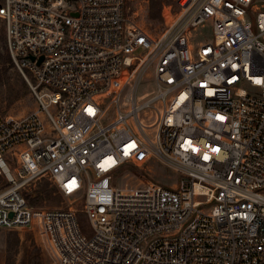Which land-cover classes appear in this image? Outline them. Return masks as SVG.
Instances as JSON below:
<instances>
[{
  "label": "built area",
  "instance_id": "built-area-1",
  "mask_svg": "<svg viewBox=\"0 0 264 264\" xmlns=\"http://www.w3.org/2000/svg\"><path fill=\"white\" fill-rule=\"evenodd\" d=\"M137 6L3 0L32 100L0 114V229L51 264H264V2L175 0L160 31ZM156 165L178 183L125 182Z\"/></svg>",
  "mask_w": 264,
  "mask_h": 264
},
{
  "label": "rangeland",
  "instance_id": "rangeland-1",
  "mask_svg": "<svg viewBox=\"0 0 264 264\" xmlns=\"http://www.w3.org/2000/svg\"><path fill=\"white\" fill-rule=\"evenodd\" d=\"M162 2L158 7L160 14L157 18H152V0H129V6H137L140 10L149 12V23L152 30L160 31L164 28L161 16L164 6L175 5V0H153ZM264 2V0H260ZM3 0H0V6ZM145 3L147 6H145ZM193 42H201L210 39V30L196 31ZM10 55L6 46V32L3 20L0 18V114L5 115L14 108L24 106L26 101H31L28 85L14 63L10 60ZM127 175L125 182L129 186H139L143 182L152 180L167 186L178 183L179 177L174 172L156 165L152 169L151 176L146 172L127 168L124 170ZM5 184V180L0 177V189ZM54 185L48 180H42L34 190V195H38L36 206L39 208L66 207L67 201L54 192ZM47 194L51 198L46 197ZM35 199V198H34ZM78 224L83 232L90 230L89 223L84 214L78 215ZM0 264H51V260L40 242V238L34 231L30 230H5L0 229Z\"/></svg>",
  "mask_w": 264,
  "mask_h": 264
},
{
  "label": "trees",
  "instance_id": "trees-1",
  "mask_svg": "<svg viewBox=\"0 0 264 264\" xmlns=\"http://www.w3.org/2000/svg\"><path fill=\"white\" fill-rule=\"evenodd\" d=\"M163 6V4H162V2L160 1V2H158V3H156V2H154L153 0H152V3H151V11H152V18L154 19V18H157V15L159 16V14H160V11H159V9H158V7H160V6ZM11 58V57H10ZM11 61H12V59H10ZM13 62V61H12ZM5 186V184L3 185V187ZM54 187V186H53ZM54 192H56V188L54 187V190H53ZM46 197H50L51 198V195L50 194H47L46 195ZM37 200H38V195L37 194H35V199H32L31 200V203L33 204V205H35L36 206V203H37Z\"/></svg>",
  "mask_w": 264,
  "mask_h": 264
}]
</instances>
